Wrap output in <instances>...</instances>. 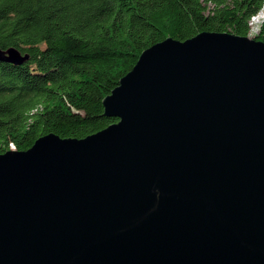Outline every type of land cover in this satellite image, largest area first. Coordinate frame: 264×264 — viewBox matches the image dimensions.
<instances>
[{
  "label": "water",
  "instance_id": "1",
  "mask_svg": "<svg viewBox=\"0 0 264 264\" xmlns=\"http://www.w3.org/2000/svg\"><path fill=\"white\" fill-rule=\"evenodd\" d=\"M117 80L103 129L0 153V264H264V42L167 37Z\"/></svg>",
  "mask_w": 264,
  "mask_h": 264
},
{
  "label": "trees",
  "instance_id": "2",
  "mask_svg": "<svg viewBox=\"0 0 264 264\" xmlns=\"http://www.w3.org/2000/svg\"><path fill=\"white\" fill-rule=\"evenodd\" d=\"M259 13L250 37L264 42V0H0V49L28 55L0 62V153L103 129L116 119L100 100L143 49L202 31L249 36Z\"/></svg>",
  "mask_w": 264,
  "mask_h": 264
},
{
  "label": "rangeland",
  "instance_id": "3",
  "mask_svg": "<svg viewBox=\"0 0 264 264\" xmlns=\"http://www.w3.org/2000/svg\"><path fill=\"white\" fill-rule=\"evenodd\" d=\"M261 15L259 13L257 16ZM254 16L249 20V26H250V31H249V36H251L253 33L256 32V26L259 24L261 17Z\"/></svg>",
  "mask_w": 264,
  "mask_h": 264
},
{
  "label": "bare ground",
  "instance_id": "4",
  "mask_svg": "<svg viewBox=\"0 0 264 264\" xmlns=\"http://www.w3.org/2000/svg\"><path fill=\"white\" fill-rule=\"evenodd\" d=\"M257 17H259V18H260V17H261V15H259V16H257ZM262 17H263V16H262Z\"/></svg>",
  "mask_w": 264,
  "mask_h": 264
}]
</instances>
